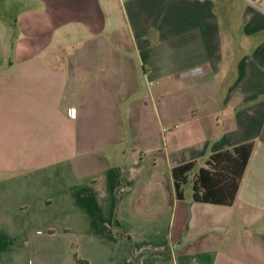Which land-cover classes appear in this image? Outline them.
Returning a JSON list of instances; mask_svg holds the SVG:
<instances>
[{
    "label": "crops",
    "instance_id": "1",
    "mask_svg": "<svg viewBox=\"0 0 264 264\" xmlns=\"http://www.w3.org/2000/svg\"><path fill=\"white\" fill-rule=\"evenodd\" d=\"M0 264H264V0H0Z\"/></svg>",
    "mask_w": 264,
    "mask_h": 264
},
{
    "label": "trees",
    "instance_id": "2",
    "mask_svg": "<svg viewBox=\"0 0 264 264\" xmlns=\"http://www.w3.org/2000/svg\"><path fill=\"white\" fill-rule=\"evenodd\" d=\"M251 143L234 146L231 150L213 153L199 168L192 182L194 201L212 204H232L235 200L240 179L244 173ZM193 164L186 163L172 169L177 196L182 197L181 186L187 182Z\"/></svg>",
    "mask_w": 264,
    "mask_h": 264
},
{
    "label": "rangeland",
    "instance_id": "3",
    "mask_svg": "<svg viewBox=\"0 0 264 264\" xmlns=\"http://www.w3.org/2000/svg\"><path fill=\"white\" fill-rule=\"evenodd\" d=\"M171 90H172V92H174V95L173 96H171V98L173 99V98H175V96H179V95H181L182 93H184V92H187V91H181V89H179V88H175V89H172L171 88ZM170 101H171V103L173 102V100H171L170 99ZM177 105H180V103L178 104L177 103ZM177 105H175L174 104V102L172 103V106H177ZM170 116H172V115H170ZM173 116L174 117H176V115L175 114H173ZM173 116H172V119H173ZM172 119H170V121L172 120ZM155 127V128H154ZM154 127H152V131H153V136L155 135L156 136V134H157V136H158V132H160V129H157V126H154ZM178 128V129H177ZM179 130V125H177V126H172V128H170V131L171 130ZM179 131H181V128H180V130ZM162 132L163 133H167V132H164L163 131V129H162ZM169 132V131H168ZM144 151H146V150H144ZM144 153H146V152H144ZM146 157H149L151 154H149V153H146V154H144ZM197 174V170L196 169H192V171L189 173V178H190V181L195 177V175ZM190 181H188L187 183H185L184 185H183V188H184V190L185 191H189L190 190Z\"/></svg>",
    "mask_w": 264,
    "mask_h": 264
},
{
    "label": "built area",
    "instance_id": "4",
    "mask_svg": "<svg viewBox=\"0 0 264 264\" xmlns=\"http://www.w3.org/2000/svg\"><path fill=\"white\" fill-rule=\"evenodd\" d=\"M122 1H125V0H122ZM71 110H73V113H72V111L70 112V114L72 115V116H74L75 115V109L74 108H71ZM170 130V128H163V131L164 132H167V131H169Z\"/></svg>",
    "mask_w": 264,
    "mask_h": 264
}]
</instances>
